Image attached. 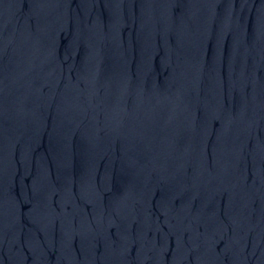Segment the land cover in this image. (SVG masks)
Segmentation results:
<instances>
[{"label":"water","instance_id":"obj_1","mask_svg":"<svg viewBox=\"0 0 264 264\" xmlns=\"http://www.w3.org/2000/svg\"><path fill=\"white\" fill-rule=\"evenodd\" d=\"M0 264H264V0H0Z\"/></svg>","mask_w":264,"mask_h":264}]
</instances>
